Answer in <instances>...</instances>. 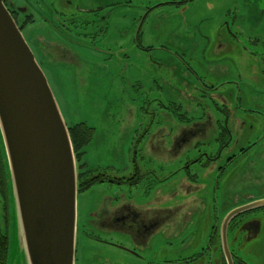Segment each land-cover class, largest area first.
Masks as SVG:
<instances>
[{
  "label": "rangeland",
  "instance_id": "obj_1",
  "mask_svg": "<svg viewBox=\"0 0 264 264\" xmlns=\"http://www.w3.org/2000/svg\"><path fill=\"white\" fill-rule=\"evenodd\" d=\"M215 1L220 6L222 0ZM132 2L136 8L117 12L118 26L116 29L112 26L107 41L97 39L87 45L90 72L81 76L80 82L62 89L54 75L49 76L67 126L83 122L95 132L85 155L78 161L79 173L81 164H84L81 172H87L85 180L102 172L111 177L123 176L131 169L134 157L140 159L137 150L145 144L151 142L153 146L163 147L162 151L155 152L158 157L173 156L175 150L167 138L178 141L187 130L189 135L176 149L177 156L184 162L201 159L193 167L198 190L187 195V202L200 200L205 210L214 205L221 217L229 209L263 202L264 147L256 148L227 165L231 154H238L248 140L256 139L252 114H244L236 104L239 97L243 107L253 106L256 99L253 88H245L244 83L237 89L234 83L226 84L237 80L238 75L247 84L249 67L246 58L250 51L256 50L247 40L229 43L226 32L220 30L223 20L219 9V21L215 18L214 22L196 20L201 24L198 33L192 22H189L192 28L187 26L171 8H159L153 10L145 22L151 34L145 36L144 44L165 47L144 52L133 43L134 25L130 23V17L141 16L149 5L140 0ZM242 3L243 0H231L228 9L233 10ZM196 10L203 17L202 11L209 12L202 5ZM219 32L220 39L217 37ZM203 34L213 42L200 44ZM221 83L226 85L216 92L204 91L205 85ZM227 124L231 134L223 138V127ZM226 143L234 151L230 154L225 151L213 167L210 159L213 151H218ZM102 190L95 189L92 196ZM8 200L7 264H28L19 242L11 194ZM259 213L264 215V210ZM196 217L194 214L192 221L195 222ZM212 220L208 216L203 218L200 234L204 238L210 234ZM159 245L163 247L159 251L165 253L161 261L177 257L166 241L159 239ZM247 253L248 261L264 264V230L259 239L249 244Z\"/></svg>",
  "mask_w": 264,
  "mask_h": 264
},
{
  "label": "flooded vegetation",
  "instance_id": "obj_2",
  "mask_svg": "<svg viewBox=\"0 0 264 264\" xmlns=\"http://www.w3.org/2000/svg\"><path fill=\"white\" fill-rule=\"evenodd\" d=\"M140 1L142 4L148 2L149 7L141 16H131L130 23L134 25L131 33L133 43L144 52L150 53L165 47H148L144 44L145 36L151 34L145 22L152 11L159 8H171L184 24L190 26L189 22H192V27L198 33L201 24L196 23V20L200 23L210 20L214 22V18L218 20L219 9L223 20L220 30L226 32L229 43L235 44L240 39L251 43L256 51H250L246 58L249 67L247 84L239 75L237 80L226 84L234 83L237 89L242 88L244 83L245 88H253L252 93L256 97L253 106L243 107L239 97L236 104L244 114H252L256 139L248 140V144L238 154H231L227 165L256 148L264 147V0H243L242 5L233 10L228 9L231 0H222L220 6H217L215 0ZM4 3L22 30L50 85L49 76L54 75V80L58 81L62 89L80 82L79 78L90 72L87 45L97 39L107 41L112 26L114 29L118 26L117 12L136 8L132 0H4ZM201 5L209 10L202 11L205 17L196 13V8ZM217 37L220 39V32ZM212 40L203 34L202 43H199H212ZM226 84L205 85L204 91L216 92ZM240 125L244 126L243 120ZM81 127L89 130L91 141L95 132L86 123L80 122L69 128ZM187 132L183 131L178 141L167 138L175 150L173 156L158 157L155 152L162 151L163 147L153 146L151 142L145 144L137 150L141 154L140 159L137 160L135 156L131 169L128 173L124 172L123 176L111 177L102 172L85 180L87 172H81L85 166L81 164L77 264H228L221 231L223 221L237 209H229L221 217L214 205L210 210H205L200 200L187 202V195L198 190L193 167L201 160L197 158L184 162L177 156L176 149L181 147L182 140L187 139ZM183 134L186 135L182 137ZM230 134L227 124L223 127L222 137ZM89 144L81 150L79 162ZM228 145L226 143L218 151H213L210 157L213 167L225 151L229 154L234 151ZM1 156L2 152L0 236H7L5 228L9 222V179ZM220 169L225 170L223 166ZM101 188L102 192L92 196L95 189ZM124 189L128 192L115 194V191ZM257 203L264 201L247 206ZM262 210L264 204L244 211L230 221L227 233L233 264H256L248 261L247 248L251 242L259 239L264 230V215L259 213ZM194 214L197 216L195 222L192 221ZM207 216L213 218V224L210 234L204 238L200 232L203 218ZM159 239L166 241L177 256L175 259L161 261L165 253L159 251L163 250ZM176 245L179 247L176 248Z\"/></svg>",
  "mask_w": 264,
  "mask_h": 264
},
{
  "label": "water",
  "instance_id": "obj_3",
  "mask_svg": "<svg viewBox=\"0 0 264 264\" xmlns=\"http://www.w3.org/2000/svg\"><path fill=\"white\" fill-rule=\"evenodd\" d=\"M0 147L26 262L77 264L80 175L74 143L45 71L4 0H0ZM263 204L233 210L223 221L228 264H233L230 221Z\"/></svg>",
  "mask_w": 264,
  "mask_h": 264
},
{
  "label": "trees",
  "instance_id": "obj_4",
  "mask_svg": "<svg viewBox=\"0 0 264 264\" xmlns=\"http://www.w3.org/2000/svg\"><path fill=\"white\" fill-rule=\"evenodd\" d=\"M69 131L71 133L72 137V142L74 143V149H75V154L78 157L80 155L81 150H83V147L87 144H89L90 141V132L89 130L81 127V128H75L71 129L69 128ZM1 154V152H0ZM2 157V156H1ZM3 162L4 159H2ZM8 247H9V242H8V237L5 236H0V264H6L7 259H8Z\"/></svg>",
  "mask_w": 264,
  "mask_h": 264
}]
</instances>
